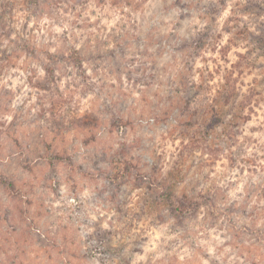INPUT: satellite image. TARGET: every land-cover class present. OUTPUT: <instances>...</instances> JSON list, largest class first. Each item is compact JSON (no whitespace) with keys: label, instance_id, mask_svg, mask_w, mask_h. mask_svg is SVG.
Wrapping results in <instances>:
<instances>
[{"label":"rangeland","instance_id":"374dc122","mask_svg":"<svg viewBox=\"0 0 264 264\" xmlns=\"http://www.w3.org/2000/svg\"><path fill=\"white\" fill-rule=\"evenodd\" d=\"M0 264H264V0H0Z\"/></svg>","mask_w":264,"mask_h":264}]
</instances>
